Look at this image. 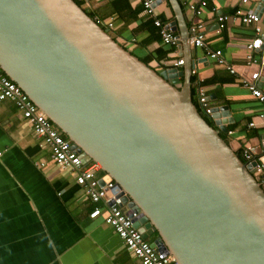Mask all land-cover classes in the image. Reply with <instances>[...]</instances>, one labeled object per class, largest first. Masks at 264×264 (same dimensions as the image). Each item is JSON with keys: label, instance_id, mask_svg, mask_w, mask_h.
Wrapping results in <instances>:
<instances>
[{"label": "water", "instance_id": "95a60500", "mask_svg": "<svg viewBox=\"0 0 264 264\" xmlns=\"http://www.w3.org/2000/svg\"><path fill=\"white\" fill-rule=\"evenodd\" d=\"M169 2L181 70L146 65L74 0H0V70L176 264H264V185L221 137L227 114L210 126L195 107L189 27Z\"/></svg>", "mask_w": 264, "mask_h": 264}, {"label": "crops", "instance_id": "0c3cea01", "mask_svg": "<svg viewBox=\"0 0 264 264\" xmlns=\"http://www.w3.org/2000/svg\"><path fill=\"white\" fill-rule=\"evenodd\" d=\"M76 1L94 21L104 26L111 22L113 29L109 34L122 46L135 45V50L129 51L137 56L154 57L160 51L163 59L149 63L157 72L170 69V62L182 55L181 47L163 45L160 35L158 40L149 39L152 24L155 27L154 21L159 20L180 40L169 0H152V15L144 12L141 0ZM200 1L178 0L188 27L202 24L205 35V46L191 49L189 32L192 58L199 61L196 79L204 84L209 107L227 114L221 120L227 122L225 127L231 132L224 133L231 148L240 152L243 146L251 145L260 162L264 160V120L259 118L262 106L242 85L248 75L242 71L248 53L245 46L254 38V26L231 18L220 31L216 16H233L236 10L257 12L264 31V0H247L244 4L241 0H208L201 15H195L189 5L198 7ZM209 50H220L227 62L238 67V74L231 75L214 64L207 57ZM261 57L264 59L262 49L254 52L255 59ZM259 87L264 93V68L260 71ZM251 122L253 127H249ZM48 153L13 103L0 101V264H139L104 223L105 213L89 218L95 205L86 197L84 188L76 184L75 172L56 169Z\"/></svg>", "mask_w": 264, "mask_h": 264}, {"label": "built area", "instance_id": "2783aa9c", "mask_svg": "<svg viewBox=\"0 0 264 264\" xmlns=\"http://www.w3.org/2000/svg\"><path fill=\"white\" fill-rule=\"evenodd\" d=\"M144 6V12L153 14V1L141 0ZM185 1V0H181ZM247 0H241V3H246ZM208 0H201L199 6L189 5L190 10L195 15H201L202 10L207 7ZM155 17V15H153ZM237 19L243 25H253L254 38L245 46L247 54L245 56V64L242 71H247L250 78L242 80V85L246 88L251 96L256 99L262 106V113L259 115L261 120H264V93L259 87L260 71L264 68V59L254 58V52L262 49L264 52V31L261 29L260 17L257 12L242 13L236 10L233 16L218 14L216 22L218 30H223L227 22L231 19ZM102 28L110 33L113 29L111 22H106L105 26L98 21H95ZM155 27L159 29L161 43L169 47H180V40L169 28H165L159 20L154 21ZM190 37L189 45L191 49L203 48L205 46V35L202 24H195L189 28ZM182 56V55H181ZM170 62L168 68L181 69L185 64V59L182 56ZM207 57L219 67L225 68L231 75L238 74V67L230 64L222 56L220 50L207 52ZM193 67L191 69V78L193 79L192 86L195 88V100L203 114L210 118L212 111L208 105V98L205 92L202 81L196 75L198 73L197 58H192ZM9 100L15 106L16 112L26 122L35 139L48 148L49 160L55 165L56 169L65 172H75V182L85 190V195L88 200L93 203L90 219H96L103 213L104 223L111 227L113 231L123 241L127 251L134 256L139 264H176L174 258L151 245V241L144 239L138 228L134 227L135 214L128 216L126 207L121 206V199L118 196V191L115 192V183L111 180L100 185L99 181L103 177H98L99 167L95 163H83L82 158L72 148V142L62 136V133L49 120L47 115L41 111L25 93L11 81L0 70V101ZM254 122L249 123V127H253ZM231 134V132H227ZM240 155L244 163L252 168L254 176L262 183L264 177V164L257 161L256 149L251 145H245L240 149ZM258 162L256 166L252 163ZM44 164H40L43 167Z\"/></svg>", "mask_w": 264, "mask_h": 264}, {"label": "trees", "instance_id": "16d2710c", "mask_svg": "<svg viewBox=\"0 0 264 264\" xmlns=\"http://www.w3.org/2000/svg\"><path fill=\"white\" fill-rule=\"evenodd\" d=\"M81 8H82V5H81V3L80 2H78V1H76V0H74ZM149 30V29H148ZM150 31V37L151 38H149V39H156V40H158L159 39V30L157 29V28H155L154 26H153V24H152V28H151V30H149ZM153 35V36H152ZM126 50H128L129 51V49H127L125 46H123ZM129 52H131V51H129ZM131 54H133L134 56H136L137 58H139L143 63H145L146 65H148L149 66V63H150V61L152 60V59H156V60H158V61H160L161 59H163V54L160 52V51H156V55L153 57V56H146V57H139V56H137L136 54H134L133 52H131ZM193 79L194 78H192L191 79V86H192V84H193ZM202 85H204L203 83H202ZM191 94H192V101H193V103H194V105H195V107L197 108V110H198V112L200 113V115L203 117V119L210 125V126H213V122L208 118V117H206L204 114H203V112H202V110L198 107V105H197V103H196V100H195V97H194V88H193V86L191 87ZM62 136L64 137V138H66V136L64 135V134H62ZM221 137L228 143V141H227V139L225 138V135L224 134H222L221 133ZM236 154H237V156L239 157V159H241L242 160V162H244V160L242 159V157H241V155H240V153L239 152H236ZM104 175V172H102L101 170H99L98 171V177L100 178V177H102ZM154 235H156V234H154Z\"/></svg>", "mask_w": 264, "mask_h": 264}, {"label": "rangeland", "instance_id": "374dc122", "mask_svg": "<svg viewBox=\"0 0 264 264\" xmlns=\"http://www.w3.org/2000/svg\"><path fill=\"white\" fill-rule=\"evenodd\" d=\"M125 46L128 48V49H133V50H135V45H133V44H125Z\"/></svg>", "mask_w": 264, "mask_h": 264}, {"label": "clouds", "instance_id": "9594fccd", "mask_svg": "<svg viewBox=\"0 0 264 264\" xmlns=\"http://www.w3.org/2000/svg\"><path fill=\"white\" fill-rule=\"evenodd\" d=\"M211 120V119H210Z\"/></svg>", "mask_w": 264, "mask_h": 264}]
</instances>
